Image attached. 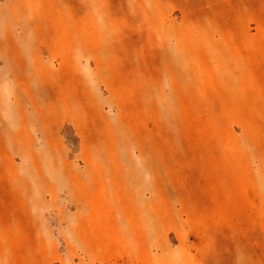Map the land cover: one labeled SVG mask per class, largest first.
Segmentation results:
<instances>
[{
  "label": "rangeland",
  "instance_id": "1",
  "mask_svg": "<svg viewBox=\"0 0 264 264\" xmlns=\"http://www.w3.org/2000/svg\"><path fill=\"white\" fill-rule=\"evenodd\" d=\"M0 264H264V0H0Z\"/></svg>",
  "mask_w": 264,
  "mask_h": 264
}]
</instances>
